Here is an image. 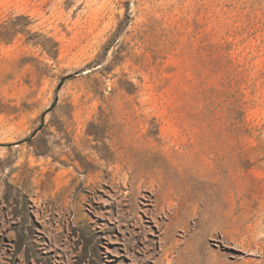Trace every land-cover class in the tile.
Instances as JSON below:
<instances>
[{
    "label": "rangeland",
    "instance_id": "rangeland-1",
    "mask_svg": "<svg viewBox=\"0 0 264 264\" xmlns=\"http://www.w3.org/2000/svg\"><path fill=\"white\" fill-rule=\"evenodd\" d=\"M264 264V0H0V264Z\"/></svg>",
    "mask_w": 264,
    "mask_h": 264
},
{
    "label": "bare ground",
    "instance_id": "bare-ground-1",
    "mask_svg": "<svg viewBox=\"0 0 264 264\" xmlns=\"http://www.w3.org/2000/svg\"><path fill=\"white\" fill-rule=\"evenodd\" d=\"M185 248L181 249L180 250V254L179 256L177 257V260L175 262H178L179 264H188L189 261H188V256L187 254L185 253Z\"/></svg>",
    "mask_w": 264,
    "mask_h": 264
}]
</instances>
